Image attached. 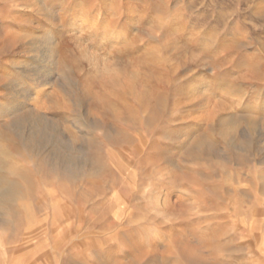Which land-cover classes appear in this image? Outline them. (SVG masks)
Masks as SVG:
<instances>
[{
  "label": "rangeland",
  "instance_id": "obj_1",
  "mask_svg": "<svg viewBox=\"0 0 264 264\" xmlns=\"http://www.w3.org/2000/svg\"><path fill=\"white\" fill-rule=\"evenodd\" d=\"M21 36L54 51L29 103L61 151L12 144L0 264H264V0H0V102Z\"/></svg>",
  "mask_w": 264,
  "mask_h": 264
},
{
  "label": "bare ground",
  "instance_id": "obj_2",
  "mask_svg": "<svg viewBox=\"0 0 264 264\" xmlns=\"http://www.w3.org/2000/svg\"><path fill=\"white\" fill-rule=\"evenodd\" d=\"M20 40L24 41L21 53H23L26 59L14 60L12 65L21 73V78L14 82L12 81L6 86L9 88L8 91L12 92L9 98L10 100L0 102V106L4 105L0 109H5L2 116L11 119V125L7 129V132L0 129V213L2 212L3 215H7L14 210L17 201L23 194L21 180L25 179L22 168L14 160L15 150L12 148V144H16L19 141L29 146L34 150V153L35 151H41L48 145L54 148L53 155L61 151L59 146H57V142L61 138L59 137V130L44 113L29 103L33 94L32 91L37 90L38 92L41 91L44 93V88L55 77L56 62L54 61L55 57H53L54 51L47 47L44 48L45 46H42L43 43L39 39L33 42V39L21 36ZM37 45L42 46L40 48L41 50H36ZM27 59L31 62L26 61ZM124 82L125 85L129 84L126 80ZM29 89L33 90L29 91ZM115 109L116 105L112 103L108 105L109 111L114 112ZM239 127V122L223 119L221 121V135L226 138L233 137L237 134ZM207 145L208 141L204 140L198 143L195 149L199 151L204 147L206 148ZM57 159L60 158L57 157ZM90 161L92 165L97 166L98 162L96 163L95 160ZM10 177H16L18 179H9Z\"/></svg>",
  "mask_w": 264,
  "mask_h": 264
}]
</instances>
